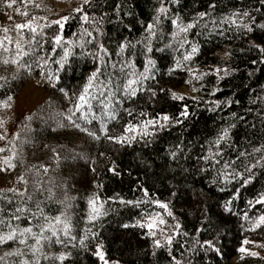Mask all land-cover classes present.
I'll use <instances>...</instances> for the list:
<instances>
[{"label":"trees","instance_id":"16d2710c","mask_svg":"<svg viewBox=\"0 0 264 264\" xmlns=\"http://www.w3.org/2000/svg\"><path fill=\"white\" fill-rule=\"evenodd\" d=\"M161 5L162 0H90V4L0 0V70L12 78V83L0 84V102L5 105L0 107V136L5 137L0 140L4 149L0 157L21 128L13 110L19 93L13 87L15 81L19 86L32 81L47 93L31 117L27 139L15 151L16 173L30 187L23 195L0 190V220L5 222L0 228L7 232L8 224L30 227L32 234H24L25 245L18 240L0 244V252L5 253L1 263L101 264L93 255L100 245L110 264H173V258L180 264H264V247H260L264 226L250 231L251 223L241 219L245 213L253 218L264 213V205L254 203L264 194V161L255 163L264 156V53L254 46H264V30L255 27L264 22V6L259 0H163L166 11L158 13ZM77 7L79 13L74 11ZM244 10L250 13V33L224 20ZM200 12L207 15L201 18ZM84 15L87 20L81 19ZM62 16L68 19L52 23ZM18 23L31 26L16 29ZM149 23L155 25L151 35L146 31ZM181 27L186 31L181 32ZM55 35L60 41L53 40ZM184 38L188 44L182 43ZM121 43L125 44L122 50ZM192 43L199 44L200 50L185 61ZM101 46L105 51L101 52ZM225 51L231 52L227 58ZM149 58L154 63L146 70ZM177 62L181 67L166 74ZM225 65L227 75L210 70ZM189 68L197 75L207 74L197 80L189 75ZM97 69L81 119L74 104ZM141 73L156 79L144 80ZM129 79L133 83L125 90ZM161 87L184 99L172 100L167 91H159ZM148 88L156 90V95ZM131 89L137 90L135 96L130 95ZM183 105L188 107L187 117L180 115ZM70 106L75 113L73 125L79 128L65 119ZM158 113H168L171 122L162 128L144 127ZM133 125L135 131H131ZM12 126L15 132L10 134ZM224 128H229L227 139L216 145ZM121 135L123 143L107 139ZM205 156L207 160L201 159ZM237 171L241 176L233 179ZM225 173L227 177L222 178ZM157 200L168 205L171 215L152 203ZM20 207L23 213L17 211ZM12 215L20 219L12 220ZM90 215L95 218L89 220ZM150 218L165 221L154 224V235L140 226ZM46 224L58 236L46 229L43 235L48 239L36 245L33 255L30 246ZM81 236L85 237L83 247ZM57 238L61 243L55 242ZM214 238L222 255L205 252L198 245L193 248L197 240ZM157 239L159 248L153 244ZM245 240L249 242L243 247L258 252V257L237 251ZM15 249L19 252L8 255ZM61 254L64 259H59Z\"/></svg>","mask_w":264,"mask_h":264},{"label":"snow or ice","instance_id":"6c2138e0","mask_svg":"<svg viewBox=\"0 0 264 264\" xmlns=\"http://www.w3.org/2000/svg\"><path fill=\"white\" fill-rule=\"evenodd\" d=\"M259 2H260V4L262 6H264V0H259ZM83 3L84 4H90V0H83ZM9 6H11V4H9ZM209 7H213V5H209ZM17 11L19 12L18 9H17ZM74 11H76V12L79 13L81 11V9L79 7H77L76 9H74ZM156 11L158 13H163V12L166 11V9L163 7V0H162L161 7H159ZM24 14L27 15V13H24ZM198 15L202 18L205 15H207V13L200 12V13H198ZM66 19H68L67 16H62L60 18V20H55L52 23H54V24H60L61 20H66ZM81 19L82 20H87L88 17L86 15H84V16L81 17ZM250 19H251L250 18V13L248 11H246V10H244V11H234V12H232L231 17H225L224 18L225 21H229L230 20V22H231V24L233 26H236L238 28H242L243 30H245L246 32H249V33L253 31V27L250 26V22H249ZM171 23L174 26H176L178 22H177V20L173 19L171 21ZM251 23L255 24V21H251ZM30 26L31 25L28 24V23H23V24L18 23V24L15 25V28L16 29H23V28H28ZM191 27H192V24L189 23L187 25V28H191ZM255 27L256 28H259L261 30H264V22L259 23V24H255ZM154 28H155V25L153 23H149L147 25L146 31L149 32V35L153 34V29ZM32 31L34 32L35 29H32ZM180 31L181 32H184V31H186V29L184 27H181L180 28ZM89 35H91V33H89ZM60 39H61V37L59 35H55L53 37V40L54 41H57V42L60 41ZM182 43L183 44H188L189 41L186 38H184L183 41H182ZM254 46L256 48H258L261 51V53H264V46H261V45H258V44L257 45H254ZM124 48H125V44L124 43H121L119 45V49L122 50ZM100 50H101V52L105 51V49L103 48V46H101ZM199 50H200V45L199 44H196V43H192L191 46H190V51H187L186 52V54L184 55L183 59L185 61H190L192 59V57L195 56L199 52ZM64 51H65V57H66L68 55V50L65 49ZM147 51H151V49L149 48V49H147ZM19 55L22 56V55H24V53L23 52H20ZM230 55H231V52L230 51H225L223 53V56L226 57V58L229 57ZM62 61H63V58H62ZM12 63H16V61L13 60ZM45 63H47V62L45 61ZM153 63L154 62L150 58L147 59L146 60V64H145V69L147 70V68L149 66H152ZM253 63H255V61H253ZM37 66L39 67V65H37ZM180 67H181V63L180 62H177L176 64H174L172 67H170L167 70V73L166 74H171L176 68H180ZM210 70L213 71V72H216V73H219V72L223 71L225 75L228 74L227 65H225L223 69L220 68L219 66H217V67H215L213 69H210ZM97 72H99V69H97L96 71H94L89 76V78H88L89 79V83L84 85L83 91H81L79 93L77 102L74 104L75 109H77L78 111H80V117H81V119L85 118L84 117V112L81 110L82 109V104L83 103H87V96L89 94V86L91 84L92 79L94 77H96ZM188 72H189V75L190 76L195 77V79H197V80H199L201 77H203L204 75L207 74L205 72H200L197 75L196 72L193 69H191V68L188 69ZM141 76L143 77L144 80H149V79L154 80V79H156L155 76L148 75L146 73H141ZM49 78L51 79V73H49ZM137 79H139V77H137ZM218 79H219V76H218ZM190 82H191L190 80H185L184 81V83H186V84L187 83H190ZM132 83H133V80L129 79L127 81V83L125 84V90H128L130 88V86H131ZM139 90L140 91H145V89L143 87H141ZM192 90L193 91H196L197 89L195 87H193ZM60 91L62 93H64L65 96L67 97V93L65 92V90L63 88H61ZM136 91H137L136 89H131L130 95L131 96H135L136 95ZM147 91L151 92L153 96L156 95V90H154L152 88H148ZM159 91L160 92L167 91L172 100H182V99H184L183 96L177 95V93L175 91H173L172 89H167L166 90V89H164V88L161 87L159 89ZM109 93H110V95L113 94V93H111V90H109ZM122 95H123V93H122ZM7 99L8 100H11L12 97L9 96ZM193 99H195V98H193ZM116 102L117 103H120L121 101L120 100H117ZM205 103H207V101H205ZM215 103L219 104V101H215ZM4 106L5 105L3 104V102H0V107H4ZM103 107L104 108H108V104L107 103H104L103 104ZM89 111H90V109H89ZM144 115H147V113H144ZM180 115L181 116H184V117H187L189 115L187 105H183V110L180 112ZM233 115H235V113H233ZM73 116H75V113L71 111V106H70L68 114L65 115V119L68 121V124H70V125H73ZM113 119H115V116H113ZM171 120H172V118L169 116L168 113H158L156 117L150 118L147 121H145L144 122V127L153 126V128H155L156 125H159L162 128V127L166 126L167 123L171 122ZM175 122L176 123H179V120H177ZM2 123L3 122L0 121V124H2ZM73 126L74 127H77V128L80 127V125H78V124H75ZM135 130H136V126L133 125L132 128H131V131H135ZM124 131L125 132H128L129 131V127L127 125H125ZM228 131H229V128H224V129H222L218 133V136L215 139V144L216 145H219L221 143V141H224V140L227 139ZM104 133H105V129L102 126L101 129H100V134L103 135ZM88 135L95 137L96 136V133H94V132H88ZM143 135H150V133L149 132H144ZM4 138H5L4 136H0V140H3ZM107 139L112 140V141H115L116 143H123L124 142V137L122 135L121 136H108ZM45 147H47V145H45ZM177 147H179V146H177ZM2 151H4V149L0 148V152H2ZM253 151L254 152H258V151H260V149H255L254 148ZM171 155L172 156H175L176 153L173 152V153H171ZM217 155H219L218 152H217ZM241 155H246V153H241ZM201 159L207 160L208 157H206V156L205 157H201ZM11 161H12V157H5L4 158V165L7 166V169H11V168L14 167V165L11 163ZM262 161H264V156H261L258 160L255 161V163L257 165H259ZM225 167H228L227 163L225 164ZM251 167L252 166H249V168H248L249 173L251 172ZM3 170H4V168L3 167H0V171H3ZM109 171H114V169L109 168ZM240 176H241V173L237 171V172L234 173V175H233L232 178L233 179H236V178H238ZM226 177H227V174L226 173L223 174L222 178H226ZM18 179H20V178L18 177ZM250 179H251V175H249L248 178L244 180V183L247 184ZM9 191H13V189H9ZM16 191L19 193V190H16ZM19 194L20 195H23V193H19ZM145 196H147V192L146 191H145ZM97 199H98V197H97ZM121 202H123V201H121ZM88 203H89V205H92L93 202L90 199L88 201ZM127 203H132V201H128ZM152 203H155V204L159 205V207L163 208L165 210V212H167L168 215H171V212H168V205L166 203H161L158 200L157 201H152ZM252 203H253V201H249V204L250 205ZM254 203L264 205V194H260L258 196V198L254 201ZM17 211L23 213L25 211V209L23 207H20V208L17 209ZM93 211L96 212L97 209L93 208ZM225 211H228L227 206H225ZM94 218L95 217L92 216V215H90L88 217L89 220L94 219ZM11 219L12 220H19L20 217L19 216H16V215H12L11 216ZM241 219L248 220L251 223V228L249 229L250 231H254L257 228H260V227L264 226V213H261V214L255 216L254 218L253 217H250L248 215V213H245L241 217ZM55 220H56L57 223H59L60 222V217L57 216L55 218ZM155 223H158L160 225H163L165 223V221L163 219H160L157 222H153V221H151V218H150V222L149 223H147V224L141 223L140 226L141 227H147L150 230L149 231V234L150 235H154L155 233L152 230L154 228V224ZM4 224H5V222L2 221V220H0V225H4ZM64 227H65V230H66L68 228V225L65 224ZM7 228H8V231L7 232H3L2 228H0V244H3V243H5L6 241H9V240L10 241H13V242H16L18 240V243L20 245H25L26 244V240L23 238L24 234H32V229L30 227H19V226H15L14 227L11 224H8L7 225ZM175 228L179 229L180 228V224L179 223H176ZM46 229L49 230V231H51L52 236H58L57 230L55 228H52V227H50L47 224L44 225L43 227H41V234L36 235L34 237L35 240H36V244L30 246L33 255H35L36 245L39 244L41 240L48 239L47 236L43 235V233L45 232ZM197 231H200V230L197 229ZM65 234H67V232H65ZM185 235H186V233H185ZM84 239H85L84 236H81L80 237V241L82 243V247H83V241H84ZM171 241H172V236L170 235V236L167 237V242H168L169 245L171 244ZM55 242L58 243V244L61 243V241L58 238L56 239ZM248 242L249 241H247V240H245L244 242H242V246L239 247L237 249V251H239V252H247L249 255H251L253 257H258L259 256V253L258 252H255V251H251L250 252L245 247H243V244L244 243H248ZM153 244L155 245V247L159 248L161 246V241L158 240V239L157 240H153ZM197 245L199 246L200 249L204 250L205 252L211 250V251L215 252L217 255H222V253L220 252L219 248L216 245L215 238L212 239V240L205 239L202 242L199 241V240H197L196 243L193 244V248H196ZM260 247H264V245H260ZM18 252H19V249H15L14 252H10V253H8V255H12V254L18 253ZM93 255L96 256L100 260L101 264H110V262L105 259V255L101 251V246L100 245H97L96 246V250L93 253ZM64 258H65L64 254H61L59 256V259H64ZM21 264H29V262L26 261V260H22L21 261ZM37 264H38V262H37ZM173 264H180V261L179 260H176L175 258H173Z\"/></svg>","mask_w":264,"mask_h":264},{"label":"rangeland","instance_id":"374dc122","mask_svg":"<svg viewBox=\"0 0 264 264\" xmlns=\"http://www.w3.org/2000/svg\"><path fill=\"white\" fill-rule=\"evenodd\" d=\"M5 39L7 43H11L8 36H6ZM7 43H5V47L7 46ZM8 73L14 75L11 71ZM9 83H12L11 75L6 76L3 71L0 70V84L6 86ZM13 87L19 88V93L14 101L13 110L21 128L20 131L16 132L14 140L12 141L13 143L7 150L6 154L0 157V167L4 168L3 171H0V190L4 191L13 189L15 192H17L16 190H19V193H25L30 187V184L26 180L21 179L22 177L16 173L14 165L15 151L27 139L32 123L31 117L35 110L44 103L47 98V93L32 81H26L24 85L19 86V82L16 80ZM14 132L15 128L13 126L10 127L9 133L11 134ZM5 157H12L11 163L14 165L13 168L7 169V166L4 165ZM18 177L20 179H18ZM3 256H5V253L0 252V260L3 259ZM0 264L4 263L0 262Z\"/></svg>","mask_w":264,"mask_h":264}]
</instances>
